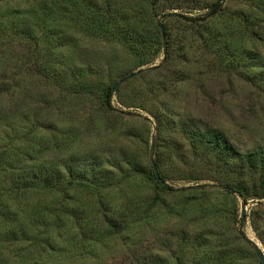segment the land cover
Returning <instances> with one entry per match:
<instances>
[{
	"label": "rangeland",
	"instance_id": "rangeland-1",
	"mask_svg": "<svg viewBox=\"0 0 264 264\" xmlns=\"http://www.w3.org/2000/svg\"><path fill=\"white\" fill-rule=\"evenodd\" d=\"M46 1L44 10L41 0H0V153L46 145L30 154L36 162L0 177V186L42 162L81 222L68 241L45 225L52 246L66 252L47 248L41 260L261 264L248 240L264 256V198L255 197L264 195V170L217 162L197 142L216 129L239 154L264 153L259 1L223 0L222 11L203 22L172 14L200 17L220 0ZM157 22L170 34L168 60L150 37ZM133 34L141 42L132 43ZM222 42L231 55L216 53ZM140 70L107 110L104 89ZM151 160L170 191L150 180ZM103 212L120 221L118 230L78 243L84 224L104 221Z\"/></svg>",
	"mask_w": 264,
	"mask_h": 264
},
{
	"label": "trees",
	"instance_id": "trees-1",
	"mask_svg": "<svg viewBox=\"0 0 264 264\" xmlns=\"http://www.w3.org/2000/svg\"><path fill=\"white\" fill-rule=\"evenodd\" d=\"M41 1L42 2L38 3V7L44 10L48 9L49 3L46 0ZM221 1L223 0H220V2L213 5L209 12L200 17L192 18L177 14L172 15L180 16V18L187 22H203L206 18H210L214 14L222 11ZM258 1V6L264 8V0ZM152 35L159 40L161 49L164 51L165 58L168 60L170 56V34L168 33V30L161 23L157 22L152 28L150 37ZM134 36L135 34L130 36L132 43L141 42L137 41V37L135 38ZM207 39L208 40L205 42V48L208 47L215 38L210 36ZM219 52L227 55L232 54L228 44H224L223 42L220 48L216 50V53ZM113 86L104 89L103 92V104L107 110L110 111L114 110L111 106ZM156 125L158 130V121ZM197 142L202 144L217 162L227 163L229 160L236 159L249 170H264V153H251L247 155L239 154L230 145L225 135L219 130L208 129L201 134V137L197 138ZM44 145V140H38L33 144H29L20 154L15 153L12 156L10 151H1L0 177H3L8 172L13 173L17 164L36 162L37 160H35V158L30 154H35V149L37 153H41ZM152 152L153 150H151V153ZM152 161L157 168L159 176L163 180L158 163L154 160H151V163ZM15 173L14 179H12L8 187L4 188L2 185L0 186V264H47L45 261L41 260L43 254L45 253V249H52L55 253L59 251H66L62 250L60 247L57 249L56 246H52L53 242H51L49 231L44 230L45 225L46 228L52 227V229L58 233V238H64L68 241L67 231L69 228L71 227L75 230H79L81 222L79 221V218H75L76 216H73L71 213L72 210L69 211L67 205H64L65 199H61L60 197V193L65 194L66 189L63 188V190L60 191L53 186L56 185L55 182H58L55 178L56 174L53 169L47 168L46 165L40 162L38 166ZM148 175L150 180L158 183V186L162 190H171L170 187L165 184H161L155 178L152 172V167H150ZM78 179L84 181L82 178ZM227 189L229 188L227 187ZM233 193H236L238 196H242L240 190H233ZM255 197L257 199H262L264 198V195L258 194L255 195ZM108 213L110 212L108 211ZM105 215L107 214L103 212L102 218L105 217L104 221L102 220V222L97 224L93 223L95 226H93L94 228L92 226L89 227L88 223L84 224L87 228H84L85 233L84 231L82 233L80 232L81 234L79 235L78 243H82V241L88 242L93 238L97 239L96 235L98 234V230H100V233L106 230L107 234H112L118 230L120 221L118 222L115 220V217L113 216L107 215L110 218H106L107 216ZM68 217L72 220H69ZM52 220H54L53 224H51ZM240 225L244 226V222H240ZM41 229H43V231L39 232ZM35 241L40 244V247L37 246L38 248L35 252H33L31 249L35 248L37 245ZM51 246L52 248H50ZM57 264L64 263L59 262Z\"/></svg>",
	"mask_w": 264,
	"mask_h": 264
},
{
	"label": "water",
	"instance_id": "water-1",
	"mask_svg": "<svg viewBox=\"0 0 264 264\" xmlns=\"http://www.w3.org/2000/svg\"><path fill=\"white\" fill-rule=\"evenodd\" d=\"M143 71H144V70L137 71V72H135V73H133V74H130V75L126 76V77L123 78L122 80L118 81V82L113 86V88H112V94H113V93H114V92H115V91H116V90H117L122 84H124L125 82L131 80L132 78H134V77L140 75ZM151 150H153V146H151ZM151 167H152V172H153L155 178H156L161 184H165L164 181H163V180L161 179V177L159 176V173H158L157 168H156V166H155V164H154L153 161H152V163H151ZM228 190L231 191V192H233V190H231V189H228ZM244 219H245V205L242 204V205H241V220H244ZM248 241H249V243L253 246V248H254V250H255L257 256H258V259H259L260 263H261V264H264V256H263L261 250H260V249L257 247V245L254 244L251 240H248Z\"/></svg>",
	"mask_w": 264,
	"mask_h": 264
}]
</instances>
